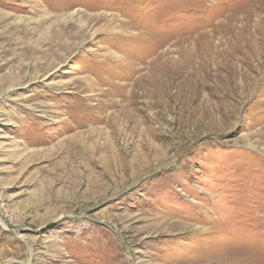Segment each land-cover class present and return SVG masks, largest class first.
I'll list each match as a JSON object with an SVG mask.
<instances>
[{
    "label": "rangeland",
    "instance_id": "1",
    "mask_svg": "<svg viewBox=\"0 0 264 264\" xmlns=\"http://www.w3.org/2000/svg\"><path fill=\"white\" fill-rule=\"evenodd\" d=\"M0 264H264V0H0Z\"/></svg>",
    "mask_w": 264,
    "mask_h": 264
}]
</instances>
